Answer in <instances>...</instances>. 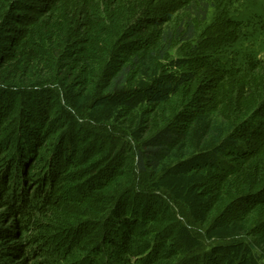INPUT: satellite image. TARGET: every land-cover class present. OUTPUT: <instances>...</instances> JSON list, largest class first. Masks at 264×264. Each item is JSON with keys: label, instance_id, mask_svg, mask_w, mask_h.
<instances>
[{"label": "trees", "instance_id": "1", "mask_svg": "<svg viewBox=\"0 0 264 264\" xmlns=\"http://www.w3.org/2000/svg\"><path fill=\"white\" fill-rule=\"evenodd\" d=\"M254 2L0 0V264H264Z\"/></svg>", "mask_w": 264, "mask_h": 264}, {"label": "rangeland", "instance_id": "2", "mask_svg": "<svg viewBox=\"0 0 264 264\" xmlns=\"http://www.w3.org/2000/svg\"><path fill=\"white\" fill-rule=\"evenodd\" d=\"M247 14H252L253 12H258L264 15V6L260 2H254L252 4L247 5ZM246 12V11H245Z\"/></svg>", "mask_w": 264, "mask_h": 264}]
</instances>
